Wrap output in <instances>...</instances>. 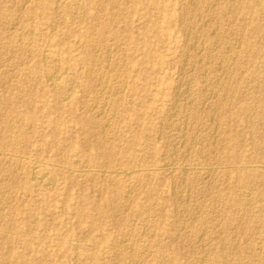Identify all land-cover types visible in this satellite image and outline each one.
<instances>
[{
    "label": "rangeland",
    "instance_id": "374dc122",
    "mask_svg": "<svg viewBox=\"0 0 264 264\" xmlns=\"http://www.w3.org/2000/svg\"><path fill=\"white\" fill-rule=\"evenodd\" d=\"M193 1L0 0V264H264V0Z\"/></svg>",
    "mask_w": 264,
    "mask_h": 264
},
{
    "label": "bare ground",
    "instance_id": "6f19581e",
    "mask_svg": "<svg viewBox=\"0 0 264 264\" xmlns=\"http://www.w3.org/2000/svg\"><path fill=\"white\" fill-rule=\"evenodd\" d=\"M194 2V4H192L193 5V7H191V9H193L192 10V12L193 13H197L198 11L200 12V9H202V8H204V7H209V5H210V0H194L193 1ZM244 2V1H243ZM76 3H79V2H77L76 1ZM189 3V2H188ZM191 3V2H190ZM216 4V3H215ZM220 4V3H219ZM238 4H239V2H238ZM248 4V3H247ZM46 5V4H45ZM44 5V6H45ZM221 5V4H220ZM187 6V5H186ZM46 7V6H45ZM214 7V6H213ZM257 7V6H256ZM219 8V7H218ZM185 9V8H184ZM186 9H187V7H186ZM230 9V8H229ZM245 9V8H244ZM188 10H189V8H188ZM184 12V11H183ZM190 12V11H189ZM207 12V11H206ZM217 13H218V11H216ZM221 12V11H220ZM226 12H227V10H226ZM188 13V12H187ZM223 13H224V11H223ZM222 13V14H223ZM35 14V13H34ZM98 14V13H97ZM192 14V13H191ZM239 14V13H238ZM194 15V14H193ZM202 15V14H201ZM225 15V14H224ZM11 16V15H10ZM34 16V15H33ZM189 16V15H188ZM214 16H216V15H214ZM199 17V16H198ZM213 17V16H212ZM245 17V16H244ZM200 18V17H199ZM211 18V17H210ZM189 19V18H188ZM216 19V18H215ZM222 19V18H221ZM233 19V18H232ZM184 20V19H183ZM183 20H181L182 22H183ZM242 20V19H241ZM262 20V19H261ZM186 21V20H185ZM224 21V20H223ZM27 23V22H26ZM203 23V22H202ZM207 23V22H206ZM263 23V22H262ZM179 24H180V22H179ZM185 24V23H184ZM188 24V23H187ZM200 24V23H199ZM219 24V23H218ZM221 24V23H220ZM27 25V24H26ZM261 28V27H260ZM262 28H264V27H262ZM26 29V28H25ZM186 29V28H185ZM188 29H190V28H188ZM200 29V28H199ZM198 29V30H199ZM218 29V28H217ZM202 30V29H201ZM189 31V30H188ZM201 33V32H200ZM203 33V32H202ZM187 34H189V33H187ZM220 34V33H219ZM28 35V34H27ZM30 35V34H29ZM17 36V35H16ZM211 36V35H210ZM119 37V36H118ZM201 37V36H200ZM204 37V36H203ZM31 38V37H30ZM162 38V37H161ZM228 38V37H227ZM234 38V37H233ZM215 39V38H214ZM93 40V39H92ZM104 40V39H103ZM195 40V39H194ZM192 41V40H191ZM23 42V41H22ZM106 42V41H105ZM218 42V41H217ZM249 42V41H248ZM15 44V43H14ZM27 44V43H26ZM195 44V43H194ZM239 44V43H238ZM247 44V43H246ZM20 46V45H19ZM194 46V45H193ZM215 46V45H214ZM235 46V45H234ZM17 47V46H16ZM22 47H24V44H23V46ZM205 47V46H204ZM15 48V47H14ZM108 48V47H107ZM23 49V48H22ZM208 49V48H207ZM17 50V49H16ZM20 50V49H19ZM197 50V49H196ZM206 50V49H205ZM262 50V49H261ZM109 51V50H108ZM16 52V51H15ZM21 52V51H20ZM26 52V51H25ZM188 52V51H187ZM197 52V51H196ZM215 52V51H214ZM225 52V51H224ZM229 52V51H228ZM212 53V52H211ZM187 54V53H186ZM222 54V53H221ZM0 55H2V54H0ZM107 55V54H106ZM211 55V54H210ZM213 55V54H212ZM225 55V54H224ZM188 56V55H187ZM195 56V55H194ZM207 56V55H206ZM216 56V55H215ZM255 56V55H254ZM48 57H50V53L49 52H44V56H43V59H47ZM110 57V56H109ZM108 57V58H109ZM217 57V56H216ZM1 58V57H0ZM99 58V57H98ZM204 58V57H203ZM51 59V58H50ZM49 59V60H50ZM110 59V58H109ZM185 59H187V58H185ZM199 60V59H198ZM209 60V59H208ZM90 61V60H89ZM182 61V60H181ZM186 61V60H185ZM200 61H201V59H200ZM91 63V62H90ZM182 63V62H181ZM198 63V62H197ZM222 63V62H221ZM47 64V63H46ZM194 64V63H193ZM207 64V63H206ZM204 65V64H203ZM200 66V65H199ZM182 67V66H181ZM193 67H194V65H193ZM92 68V67H91ZM190 68V67H189ZM202 68H204V67H202ZM184 69V68H183ZM198 70H200V69H198ZM212 70H213V68H212ZM58 72V71H57ZM56 72V73H57ZM100 72V71H99ZM183 72V71H182ZM65 73V72H64ZM64 75V74H63ZM56 75H52L51 77H49L48 79L50 80V81H53V82H51V83H55L56 82V78L54 79V77H55ZM190 76V75H189ZM194 76V75H193ZM210 76V75H209ZM218 76V75H217ZM182 77V76H181ZM182 79V78H181ZM193 79V78H192ZM224 79V78H223ZM195 80V79H194ZM101 81V80H100ZM193 81V80H192ZM191 82V81H190ZM185 83V82H184ZM217 83V82H216ZM228 83V82H227ZM210 84V83H209ZM222 84V83H221ZM53 85V84H52ZM179 85V84H178ZM183 85V84H182ZM182 85H180V87L182 86ZM208 85V84H207ZM25 87V86H24ZM179 87V86H178ZM196 87V86H195ZM216 87V86H215ZM228 87V86H227ZM226 87V88H227ZM23 88V87H22ZM28 88V87H27ZM91 88V87H90ZM184 88H186V87H184ZM209 88V87H208ZM221 88V87H220ZM237 88V87H236ZM242 88V87H241ZM251 88V87H250ZM177 89V88H176ZM187 89V91H188V87L186 88ZM211 89V88H210ZM261 89V88H260ZM227 89H225V91H226ZM256 90H257V88H256ZM113 91V90H112ZM186 91V90H185ZM222 91V90H221ZM229 91V90H228ZM255 91V90H254ZM57 92V91H56ZM55 92V93H56ZM238 92V91H237ZM86 93V92H85ZM180 94H181V92H179ZM232 93V92H231ZM183 94H184V92H183ZM186 94V93H185ZM187 95H188V93H187ZM191 95V94H190ZM195 95H197V94H195ZM225 95H226V93H225ZM224 95V96H225ZM182 96V95H181ZM59 97V96H58ZM118 97V96H117ZM188 97V96H187ZM186 97V98H187ZM194 97V96H193ZM180 98V96L178 97V99ZM185 98V99H186ZM217 98V97H216ZM226 98H227V95H226ZM174 99V98H173ZM202 99H204V98H202ZM221 99H222V96H221ZM258 99V98H257ZM58 100H61V99H58ZM109 100V99H108ZM193 100V99H192ZM191 100V101H192ZM223 100V99H222ZM222 100H220L216 105L218 106V107H222L223 106V101ZM112 102V101H111ZM189 102V101H188ZM205 103V102H204ZM104 104V103H103ZM177 104H179V103H177ZM187 104V103H186ZM191 104V103H190ZM215 104V103H214ZM229 104V103H228ZM138 105V104H137ZM182 105V104H181ZM193 105V104H192ZM178 106V105H177ZM174 107H175V105H174ZM239 107V106H238ZM237 107V108H238ZM170 108V107H169ZM178 108V107H177ZM215 108V107H214ZM217 108V107H216ZM223 108V107H222ZM230 108V107H229ZM228 108V109H229ZM251 108V107H250ZM257 108V107H256ZM173 109V108H172ZM220 109V108H219ZM219 109H217V110H219ZM236 109V108H235ZM249 109V108H248ZM252 109V108H251ZM103 110V109H102ZM178 110V109H177ZM225 110H226V108H225ZM216 111V110H215ZM230 111V110H229ZM243 111V110H242ZM107 112V111H106ZM178 112V111H177ZM196 112V111H195ZM204 112V111H203ZM206 112V111H205ZM181 113V112H180ZM194 113V112H193ZM223 113V112H222ZM259 113V112H258ZM102 114V113H101ZM186 114V113H185ZM212 114V113H211ZM5 115V114H4ZM174 115V114H173ZM194 115V114H193ZM257 115V114H256ZM259 115V114H258ZM195 116V115H194ZM197 116V115H196ZM213 116V115H212ZM105 117V116H104ZM261 117V116H260ZM8 118V117H7ZM179 118V117H178ZM196 118V117H195ZM23 119V118H22ZM181 119V118H180ZM173 120V119H172ZM93 121V120H92ZM97 121H99V119L97 120ZM188 121V120H187ZM195 121V120H194ZM252 121V120H251ZM251 121H249V122H251ZM104 122V121H103ZM191 122H193V121H191ZM216 122H217V120H216ZM97 123V122H96ZM100 123H101V121H100ZM188 123V122H187ZM3 124V123H2ZM210 124V123H209ZM98 125V124H97ZM103 125V124H102ZM193 125V124H192ZM96 126V125H95ZM162 126V125H161ZM102 127V126H101ZM101 127L99 128V129H101ZM196 127V126H195ZM215 127V126H214ZM217 127V126H216ZM18 129V128H17ZM95 129V128H94ZM104 130V129H103ZM192 130V129H191ZM221 130V129H220ZM96 131H98L97 129H96ZM194 131V130H193ZM215 131H216V129H215ZM104 132V131H103ZM98 133V132H97ZM99 133H100V130H99ZM252 133V132H251ZM4 134V133H3ZM212 134V133H211ZM28 137V136H27ZM105 137V136H104ZM254 137V136H253ZM11 139V138H10ZM112 139V138H111ZM22 140V139H21ZM180 140V139H179ZM8 141V140H7ZM23 141V140H22ZM21 141V142H22ZM187 141V140H186ZM185 141V142H186ZM1 142H2V140H1ZM19 142V141H18ZM106 143V142H105ZM174 143V142H173ZM108 145V144H107ZM187 146V145H186ZM108 149V148H107ZM105 150L104 151V155L106 156V158H109L110 156H109V151L108 150ZM216 149V148H215ZM188 150V149H187ZM5 151V150H4ZM111 151V150H110ZM113 151V150H112ZM20 153V152H19ZM113 154V153H112ZM177 154V153H176ZM10 155V157H14L15 159H17V161L19 160V162L20 161H24V162H26L27 164H28V166H29V171H30V174H31V177H32V179H33V181H34V183H35V185H40V181L42 182V180L44 179H42V177H44V175L45 176H47V178L48 179H51L50 181H52V183L54 182V178H53V176L51 177L50 175H48V174H46L45 173V169L47 168V166H49V165H52V163H50V162H48V161H35V160H29L27 157H25V156H18V155H14V154H6V153H4V152H2V151H0V157H4V156H9ZM169 156V155H168ZM167 156V157H168ZM173 156V155H172ZM10 157H9V159H10ZM6 158V157H5ZM8 159V158H7ZM85 160V159H84ZM173 160V159H172ZM180 161V160H179ZM188 161V160H187ZM19 162H17V163H19ZM169 162V161H168ZM175 162V161H174ZM184 163V162H183ZM175 164L176 163H172V162H169V163H163V165L162 166H160V168H159V170H161V171H163V172H167V173H172L173 171H175V170H178L179 171V175H181L182 177L183 176H186L185 174H187V172L188 171H190L193 167H190L188 164L186 165V164H184V165H181V166H175ZM21 165V164H20ZM57 166V165H56ZM232 166V165H231ZM239 166V165H238ZM105 167V166H104ZM104 167H102V166H100L99 168H97V170H94V171H96V173H98V174H100L101 176H104V175H115V177H118V176H120V175H124V176H126V177H131L133 174H135L136 172H137V170H126V169H120V170H118V169H116V170H109V169H107V168H104ZM208 168V167H207ZM212 168V167H211ZM66 169V168H65ZM157 169V168H156ZM206 169V168H205ZM216 170H217V167L215 168ZM253 170H255V171H263L264 170V164H259V165H257L255 168H252ZM4 170H6L5 168H4ZM72 172L74 171V172H81V173H90L91 171H93L92 169H90V168H76V169H70ZM211 170L212 169H210V168H208V169H206V172H208L209 174H210V172H211ZM223 170V169H222ZM13 171V170H12ZM227 171V170H226ZM64 172V171H63ZM215 173V172H214ZM227 173V172H226ZM13 175H14V173H13ZM92 175V174H91ZM137 175V174H136ZM208 175V174H207ZM213 176V175H212ZM14 177H16L15 175H14ZM184 178V177H183ZM182 178V179H183ZM8 181V180H7ZM49 181V182H50ZM182 181V180H181ZM185 181V180H184ZM183 181V182H184ZM248 181V180H247ZM193 182V181H192ZM196 182V181H195ZM55 183V182H54ZM43 184V183H42ZM184 185V184H183ZM192 185V184H191ZM195 185V184H194ZM139 186V185H138ZM185 186V185H184ZM182 192V191H181ZM190 192V191H189ZM25 193V192H24ZM174 193V192H173ZM180 193V192H179ZM259 193H261L260 191H259ZM175 194H176V192H175ZM176 196H178V195H176ZM180 196V195H179ZM218 198V197H217ZM180 200V199H179ZM112 201V200H111ZM114 201V200H113ZM115 202V201H114ZM117 204V203H116ZM127 205H128V203H127ZM237 205V204H236ZM261 209V208H260ZM228 211V210H227ZM1 213V212H0ZM11 213V212H10ZM83 215V214H82ZM133 219V218H132ZM222 219V218H221ZM240 222V221H239ZM188 224V223H187ZM229 224V223H228ZM185 225V224H184ZM226 225V224H225ZM232 229V228H231ZM242 231V230H241ZM240 231V232H241ZM144 232V231H143ZM102 234V233H101ZM105 234V233H104ZM142 234H144V233H142ZM140 236V235H139ZM34 237V236H33ZM99 237H100V235H99ZM128 239V238H127ZM68 240V239H67ZM70 240V239H69ZM208 240V239H207ZM200 241V240H199ZM123 243V242H122ZM112 245V244H111ZM136 245V244H135ZM140 249V248H139ZM255 249V248H254ZM236 250V249H235ZM76 251H78V249L76 250ZM180 252H181V250H179ZM234 251V250H233ZM156 253V252H155ZM158 253V252H157ZM234 253V252H233ZM82 254V253H81ZM176 254V253H175ZM80 255V254H79ZM118 255H119V252H118ZM157 255V254H156ZM158 256V255H157ZM138 259V258H137ZM205 259V258H204ZM225 260V259H224ZM162 260L160 259V262H161ZM229 264V263H228Z\"/></svg>",
    "mask_w": 264,
    "mask_h": 264
}]
</instances>
